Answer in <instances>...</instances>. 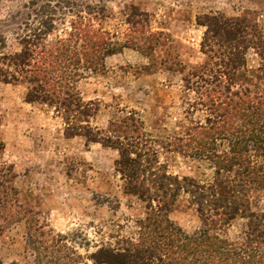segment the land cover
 I'll list each match as a JSON object with an SVG mask.
<instances>
[{
  "label": "rangeland",
  "instance_id": "374dc122",
  "mask_svg": "<svg viewBox=\"0 0 264 264\" xmlns=\"http://www.w3.org/2000/svg\"><path fill=\"white\" fill-rule=\"evenodd\" d=\"M212 16L223 26L239 22L243 65L235 72L225 64L229 44L206 34ZM43 20L50 29L32 40L31 50H52L67 37L69 48L83 50L80 39L70 38L82 28L103 32L112 47L97 68L81 60L74 71L72 92L95 108L75 124L104 131L131 116L169 174L212 185L220 196L231 194L243 160L264 171V142L215 139L216 152L232 160L220 170L208 155L174 149L189 128L206 124L210 100H223L228 88L264 98V0H0V76L8 77L0 79V264H103L99 250L138 244L145 216V203L123 189L116 148L67 137L61 112L26 100L29 88L55 73L36 70V54L22 68L7 57L20 52L22 37L48 26ZM246 188L239 203L264 212V184ZM168 217L186 233L203 227L182 190ZM246 230L238 212L210 232L236 245Z\"/></svg>",
  "mask_w": 264,
  "mask_h": 264
},
{
  "label": "trees",
  "instance_id": "16d2710c",
  "mask_svg": "<svg viewBox=\"0 0 264 264\" xmlns=\"http://www.w3.org/2000/svg\"><path fill=\"white\" fill-rule=\"evenodd\" d=\"M216 16L206 23V34L217 37L229 44L227 51L228 70L235 72L243 65L241 50L243 45L237 40L240 32L238 21H225L226 27L219 24ZM41 32L21 38L22 48L19 53L7 57L10 64L22 68L30 64L36 54V70L50 67L53 76H43L42 84L33 85L26 93L27 101L46 102L61 112L65 120L67 137L79 134L87 141H96L118 150L115 167L123 180V189L137 196L145 203V216L138 220L139 242L123 251L101 249L97 257L103 264H264V212L250 211L247 205L239 203L242 188L251 190L253 185L264 184V171L261 166H251L243 160L242 172H236L237 178L231 181L230 195L216 194L212 185L197 184L192 178L169 174L165 166L158 161L157 152L147 146L150 139L133 117L122 118L109 123L104 130L81 127L76 122L87 121L94 112L92 102L84 103L72 92L71 81L81 60L87 67L97 68L101 56L112 51V47L103 40V32L82 28L70 33V38L82 41L83 50L69 48V38L58 40L52 50L44 48L31 50L36 46L32 40L48 32L50 24ZM202 24L201 22H198ZM75 27H73L74 29ZM234 29L233 31L230 30ZM223 32V36L222 33ZM205 34V35H206ZM234 43V44H231ZM138 47V45L136 46ZM44 49V50H43ZM81 54V58H78ZM205 65L202 70H206ZM203 73V72H202ZM231 74V72L229 73ZM198 76L197 74H192ZM12 78L14 77L11 75ZM7 82V75L0 76ZM223 100H210L213 113L206 124H198L185 132V138L178 137L174 149H190L197 155L211 158L217 170L230 168L231 159L227 154H218L214 141L225 138L229 141L255 140L264 142V98L248 92H229ZM216 101V102H215ZM214 108V109H213ZM140 146V147H139ZM170 146V145H169ZM243 162H235L240 165ZM243 174V175H242ZM243 176V177H242ZM189 194L203 223V227L193 233H186L173 224L168 217L178 191ZM155 202L153 205L152 203ZM240 212L247 218V230L242 241L233 243L210 232L212 228L227 224Z\"/></svg>",
  "mask_w": 264,
  "mask_h": 264
}]
</instances>
